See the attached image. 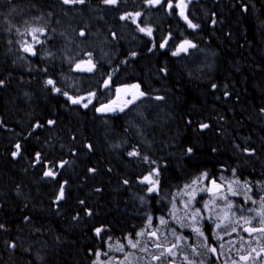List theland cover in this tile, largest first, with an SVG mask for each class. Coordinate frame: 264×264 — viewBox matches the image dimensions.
Wrapping results in <instances>:
<instances>
[{
	"label": "trees",
	"instance_id": "trees-1",
	"mask_svg": "<svg viewBox=\"0 0 264 264\" xmlns=\"http://www.w3.org/2000/svg\"><path fill=\"white\" fill-rule=\"evenodd\" d=\"M186 2L198 28L166 0H0V264H264V237L234 223L254 216L248 209L264 195V0ZM30 26L45 28L40 43ZM185 40L195 47L173 55ZM25 41L35 55L23 51ZM89 60L91 71L76 67ZM133 83L144 96L126 97L113 113L96 111ZM48 168L54 179L44 176ZM205 172L221 192L200 191L208 180L185 188ZM150 173L159 181L153 192L141 182ZM237 179L256 204L228 193Z\"/></svg>",
	"mask_w": 264,
	"mask_h": 264
},
{
	"label": "snow or ice",
	"instance_id": "snow-or-ice-1",
	"mask_svg": "<svg viewBox=\"0 0 264 264\" xmlns=\"http://www.w3.org/2000/svg\"><path fill=\"white\" fill-rule=\"evenodd\" d=\"M62 2L66 5H75V4H83L85 3V0H62ZM146 2L149 4V5H159L163 2H165V0H146ZM188 2H190V0H188ZM103 3L107 4V5H115L118 3V0H103ZM166 4H167V7L169 9L173 8L175 6V8L179 9V15L187 22L188 26L190 28H198L199 25L197 24H194L192 23V21L188 18V16L185 15V11L184 9L187 7V2L186 0H178V3H176L175 5H173V2L172 0H166ZM136 16H139L140 13L137 12L135 14ZM131 16V14H128V16H122L121 19H127ZM135 22V21H133ZM25 31L31 35L32 37V40L35 42V43H40V39H39V35H37L38 33L39 34H44L45 32V28L43 27H28L27 29H25ZM139 31L141 32H147L148 35H151V29H145V28H139ZM17 32L18 34L20 35H23V33H20L19 32V29H17ZM81 35H84L83 32L80 33ZM22 48H23V51L25 52H28V53H31L33 55H35V51H34V48H33V44L31 43H28L27 41H25L24 43H22ZM160 47L163 48L165 47V44L164 43H161L160 44ZM190 47H195L194 44H192L191 41H187L185 40L182 44H180L177 48V51L176 52H173L172 54L173 55H177L179 52H183V51H187V48H190ZM91 54H89L90 56ZM91 64V61L89 60V62ZM95 65H92V67H94ZM76 67L79 69L80 68V65L77 64ZM92 67H89L88 69H86L87 71H91L92 70ZM0 84H3V81H0ZM46 86H53V89L54 91L56 92H61V89L60 88H56L55 87V81L52 80V79H48L46 82H45ZM127 87H131V88H135V89H139V85H130V86H127ZM213 87H215V85H213ZM117 91H119V89H117ZM64 95H67V93H63ZM94 95V94H92ZM145 93L143 92H140L139 93V96H144ZM69 100H71V102L73 104H77V103H80V99H73L72 97H68ZM157 99H163L162 97H157ZM128 103H131V101H129ZM88 105L85 104L84 107H87ZM104 110V108H98L96 109V111H102ZM122 110V109H121ZM262 111H264V109H262ZM54 121H48V124H53ZM36 127H41V125L37 124ZM202 127L206 128L208 127L207 124H204L202 125ZM21 145L20 144H16L15 145V148H16V151H14L12 153L13 157H16L17 155H19L20 151H21ZM91 147V146H89ZM189 153H191L193 151L192 148H189L187 150ZM244 151H249L248 149H244ZM129 156H138L139 153L136 152V151H132V152H129L128 153ZM36 160L37 162L40 161V153H36ZM144 160L147 161L148 158L147 157H144ZM67 161H64L62 162L59 167H63L64 164H66ZM90 171H95L94 169H91ZM235 171V170H233ZM57 175V172L54 171L52 168H48L47 171L44 172V176L45 177H51V178H55ZM156 175L158 176L159 173L157 172ZM202 180H208L209 182V185L210 187L206 186L204 188H201L200 191L202 192H208V193H211L213 195H215L216 193H219L221 192V189H222V185L220 183H217V180L216 179H213V178H210L208 176V174L205 172V173H202L200 177H197L196 179H194L190 185H185V188H191L193 185H196L198 183H200ZM142 183H148L150 185V187L147 189L148 192H153V191H156V185H158L159 181L158 179H153V176L152 174L150 173L148 176H145L143 178V180L141 181ZM66 183V182H65ZM125 183H127V181H125ZM233 185H236L238 187H233ZM241 189H244L245 191H241ZM227 191L229 194H231L232 196H237V195H243L244 196V203L247 204L249 201H251L253 204H256L257 201L256 200H253L252 199V196L248 195L249 192L252 191L250 185L248 184L247 181L243 182V184L237 179V180H234L232 181L231 183L228 184V188H227ZM187 195L190 196V200L191 199H195V190H193L192 193H185ZM64 195H65V190H64V186L61 185L60 186V189H59V194L57 195V201L61 200L64 198ZM222 199H225L226 200V207L227 209L231 212V210L233 209L234 205H233V202L230 201V200H227V196H222L221 197ZM83 203V202H81ZM205 207L207 208V204L205 205ZM200 209H196L195 211V214H193V217L192 219L195 220L196 219V216L199 215L200 213ZM249 212H255V215L254 216H245V215H240L237 219H235L234 223H236L238 226L242 227L243 228V231L245 232H248L249 234H255V233H259L262 237H264V195H261L260 197V201H259V207L257 209H248ZM91 214V213H89ZM232 217H236V213L235 212H232L231 213ZM204 217H200V219H203ZM149 221L151 220V217L148 218ZM224 219L226 220H230V222H233L231 221V218L228 216V214L226 213L225 216H224ZM256 220L257 222V226H254L253 225V221ZM242 222V223H241ZM161 223L164 224L166 223V221H164L163 218H161ZM244 225H248V227H243ZM221 225L219 223H217L215 225L216 228H219ZM4 226L2 224H0V228H3ZM195 233H197L199 236H204V233L203 231L201 230L200 227H193L192 229ZM96 234L99 235L103 229L102 228H97L96 230ZM237 231V228L236 227H233L232 228V232H236ZM226 234H229L230 233H226ZM138 235H143V233H139ZM150 236L152 237H156L157 236V233L156 232H151L150 233ZM177 239H180V237H177ZM217 239H219V237H217ZM243 239V238H241ZM128 244L132 247V248H136L137 245L139 244V241H133L131 239H128ZM12 247H15V245H11ZM156 247L157 248H161L163 247L161 244H156ZM205 247H207L208 251L211 252V253H216L217 249L215 247H212L210 245H205ZM223 247V244H221V248ZM176 248V244H173L170 248H167L165 249V251L168 253V255H172L173 254V249ZM118 251H123L124 250V245L121 244L119 246V248L117 249ZM261 251H264V248H261ZM251 252H256V249L255 248H252L251 251L249 252V255H242L240 257L241 260H244V261H247L249 259V256L251 255ZM193 253H196V249L193 248ZM198 254V253H197ZM97 255H99V253H97ZM105 255H107L105 253ZM164 255V252L162 251L161 252V256ZM257 255H259V253H257ZM127 258V257H126ZM154 259H160L159 256L157 257H154ZM187 259V258H186ZM121 264H123V262H121ZM188 264H194L193 261H189ZM200 264H204L203 261L200 262ZM235 264V262H234Z\"/></svg>",
	"mask_w": 264,
	"mask_h": 264
},
{
	"label": "rangeland",
	"instance_id": "rangeland-1",
	"mask_svg": "<svg viewBox=\"0 0 264 264\" xmlns=\"http://www.w3.org/2000/svg\"><path fill=\"white\" fill-rule=\"evenodd\" d=\"M89 61H85L83 63L82 66H80L81 69L86 70L89 67H92V63H88ZM76 68V67H75ZM79 68V69H80ZM77 69V68H76ZM130 85H139L138 83H133V84H129V85H122V86H118L116 88L115 91V97L113 100H111L110 102L100 106L99 108H104V110L102 111H98L101 113H113L117 110L122 109L126 104V97H130V96H137V94H139V89H135V88H131V87H127ZM117 89H119V91H117Z\"/></svg>",
	"mask_w": 264,
	"mask_h": 264
}]
</instances>
